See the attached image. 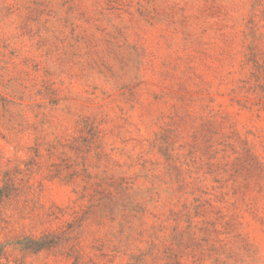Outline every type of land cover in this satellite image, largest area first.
Segmentation results:
<instances>
[{"label": "rangeland", "instance_id": "rangeland-1", "mask_svg": "<svg viewBox=\"0 0 264 264\" xmlns=\"http://www.w3.org/2000/svg\"><path fill=\"white\" fill-rule=\"evenodd\" d=\"M0 264H264V0H0Z\"/></svg>", "mask_w": 264, "mask_h": 264}]
</instances>
